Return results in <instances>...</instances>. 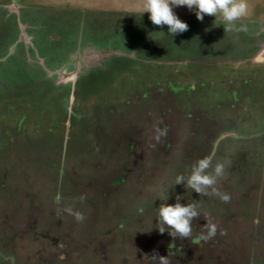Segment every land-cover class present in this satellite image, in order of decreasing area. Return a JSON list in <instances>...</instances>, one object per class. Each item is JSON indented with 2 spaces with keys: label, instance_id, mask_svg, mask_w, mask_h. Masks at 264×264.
<instances>
[{
  "label": "rangeland",
  "instance_id": "rangeland-1",
  "mask_svg": "<svg viewBox=\"0 0 264 264\" xmlns=\"http://www.w3.org/2000/svg\"><path fill=\"white\" fill-rule=\"evenodd\" d=\"M248 4L247 32L173 7L189 29L171 36L142 0H0V264H264V0ZM213 152L227 203L175 184ZM177 197L201 213L189 239L158 229ZM205 216L218 233L197 241Z\"/></svg>",
  "mask_w": 264,
  "mask_h": 264
},
{
  "label": "clouds",
  "instance_id": "clouds-1",
  "mask_svg": "<svg viewBox=\"0 0 264 264\" xmlns=\"http://www.w3.org/2000/svg\"><path fill=\"white\" fill-rule=\"evenodd\" d=\"M186 6L190 11H195L198 20L203 21L205 15H219L224 22L225 32L237 31L247 32L246 25L237 27L236 22L249 15L248 0H142L141 13H149V19L154 25L168 26V34L173 36L183 33L189 29L186 22L182 21L173 11V7ZM255 62L264 64V49L257 53ZM155 139L157 142L162 137L167 135V128L157 129ZM214 152L197 160L191 167L190 174L185 177L178 175L175 178V184L186 182V187L195 190L200 195L217 196L223 202H230V195L222 193L216 186L218 177L224 175L225 166L223 163H216L213 171L212 168ZM86 197H80L81 202ZM62 197L57 193L55 202L60 204ZM180 197H177V202L173 204L162 203L159 206L158 222L162 225L159 227V232L163 234L165 229L173 238L180 240L189 239L193 231V219L201 216L198 206L195 203L181 204ZM62 211L72 215L77 222L84 220L83 213L74 210L72 207H64ZM207 223L204 225L206 233L202 232L197 238V241L207 242L216 237L218 233V225L211 221L207 216L204 217ZM220 235H224L222 230ZM179 249L174 250L171 255L180 254ZM150 257L149 264H171L169 259V251L167 256H160L158 253H153Z\"/></svg>",
  "mask_w": 264,
  "mask_h": 264
}]
</instances>
